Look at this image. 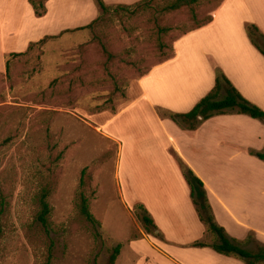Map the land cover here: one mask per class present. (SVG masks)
<instances>
[{
  "label": "rangeland",
  "instance_id": "374dc122",
  "mask_svg": "<svg viewBox=\"0 0 264 264\" xmlns=\"http://www.w3.org/2000/svg\"><path fill=\"white\" fill-rule=\"evenodd\" d=\"M139 1L104 0L112 9L93 27L59 34L98 17L94 0H50L41 17L29 0H0V264H108L118 244L115 264H158L156 249L143 239L171 243L161 230L162 238L145 232L133 213L137 204L149 207L162 226L171 225L174 214L190 226L183 199L173 202L167 192L157 193L172 184L178 196L183 192L161 152L162 135L151 107L162 119H170L167 112L174 111L166 94L179 81L199 79V46L212 48L227 41L222 51L228 56L239 52L235 37L238 31L248 36L247 24L264 35L255 22L242 23L250 16L264 24V0H198L191 7L158 13L157 20L148 10L132 14L114 9ZM169 1L155 0L156 8ZM223 1L213 26L187 38L179 58L140 82L173 54L178 38L207 23ZM156 23L167 32H159ZM45 35L52 36L37 43ZM185 47H191L189 56L183 53ZM207 59L214 75V66L222 70L212 55ZM236 138L242 140L239 134ZM228 162L212 158L208 163L227 175ZM248 162L241 161L246 167L240 173L264 189V161L256 157ZM83 169L89 179L80 188ZM224 180L233 185V178ZM46 186L51 187L47 230L37 220ZM81 190L98 230L78 210ZM159 195L165 202H155ZM263 201L252 207L254 212L241 209L239 218L264 228ZM239 203L248 207L246 201L233 204ZM226 221L235 235L246 231ZM197 241L212 243L214 237L206 232Z\"/></svg>",
  "mask_w": 264,
  "mask_h": 264
},
{
  "label": "crops",
  "instance_id": "0c3cea01",
  "mask_svg": "<svg viewBox=\"0 0 264 264\" xmlns=\"http://www.w3.org/2000/svg\"><path fill=\"white\" fill-rule=\"evenodd\" d=\"M49 1H46V13L48 12ZM224 3L223 1L211 13L212 18L207 23L186 32L178 38L173 45V54L153 66L148 73L140 78V82L142 83V81L151 78L155 70L179 58L182 52L180 50L181 44L190 36L213 26L215 20L218 18L219 8ZM247 21L255 22L264 33V24L256 22L250 16L244 18L242 23ZM238 32L239 34L235 37L234 41L239 49L237 53H231L228 56L223 53L222 47L227 41H222L212 48L210 45L206 48L202 46L198 47L197 55L200 58L201 76L199 79H192L191 82L188 80L179 81V87L174 86L169 90V94H166V96L171 110L179 113L190 111L214 87L215 75L207 59L209 55H212L217 63L220 64L225 76L241 95L264 111V57L252 45L245 32ZM190 48L185 47L183 53L189 56L188 50ZM170 95H172L171 98ZM151 110L153 111L159 132L162 135L161 152L164 154L168 164L172 165L178 184L182 186L181 191L183 192L181 196H178L177 186L172 184V188L168 191H165L161 187L157 193L167 192L169 194L167 199L173 202L175 198H182L184 202L183 210L189 216L188 222L190 226L187 224V221L182 224L180 215H176L175 217V214L174 216H170L173 221L171 225L162 226L156 217L152 215V210L150 211V208L147 207L159 231H162L165 239L171 244L164 245V243H158L156 239L150 236L149 239L145 237L143 240L150 244L147 245L148 247L152 246L156 249L157 253H155V257L159 258L158 264H163L164 261H169L170 264H245L236 257L219 254L210 247L190 246L193 242L204 237V234L208 231L198 218L190 198V189L187 183L188 189H185L184 181H182L183 178L179 171L180 168L175 158H180L202 180L207 190L208 200L215 220L230 236L243 240L249 231H253L258 241L264 244V228L242 221L239 218L241 213H238L241 212V209L244 210L245 208L254 212L257 209H252V207L254 208L257 201L264 200V189L256 187L255 182L249 179L247 174L240 173L239 171L241 168L245 169L246 167L244 164L242 165L241 161L246 160L248 162L249 159L256 158L247 153V149L264 150V124L245 114L230 113L213 116L201 123L193 133H190L179 128L172 120L162 119L157 114L153 104ZM236 134H239L242 140L237 139ZM212 158H218L220 162L226 164L228 160L236 162L235 164H229L228 162L229 166L226 165L231 174L223 175L221 170L215 172L211 169V164L208 162ZM248 165L250 167L251 164L249 163ZM252 165L255 167V163H252ZM258 167L260 166L258 165ZM222 177L233 178V185L229 184L226 180L221 182ZM215 181H220L221 184ZM241 193H246L244 194V198L239 197ZM256 194H262V197H257ZM164 198L159 195L158 200H155V202H165L162 201ZM234 201H246L248 207L244 203L233 204ZM226 219H230L231 222L234 221L246 231L238 236L235 235L233 232H230V223ZM244 233L245 235H243ZM147 249L145 248V250Z\"/></svg>",
  "mask_w": 264,
  "mask_h": 264
},
{
  "label": "trees",
  "instance_id": "16d2710c",
  "mask_svg": "<svg viewBox=\"0 0 264 264\" xmlns=\"http://www.w3.org/2000/svg\"><path fill=\"white\" fill-rule=\"evenodd\" d=\"M46 1L47 0H29L36 16L41 17L46 13ZM94 2L98 6L101 13L98 17L94 18L84 26L74 29H64L60 31L59 34L78 29L91 28L97 22H99L101 15L112 9L104 2V0H94ZM197 2L198 0H171L163 6L156 8L155 0H141L132 5L119 4L114 7V9L127 10L132 14L138 13L142 10H148L152 13L154 20H157V17L154 15L158 13L163 14L179 10L183 7H191ZM156 26L158 27L159 32H167V28L161 26L160 23H156ZM199 27L200 26L196 28ZM246 32L252 44L264 55V35L254 24H247ZM49 36L52 35H45L42 39L37 41V43L43 42ZM30 46L31 45H29V47ZM214 71L215 84L208 94L202 97L190 111L184 113L168 111L167 116L181 129L190 133H193L203 121L213 116L222 114H245L264 123V111L243 97L217 65L214 66ZM246 152L264 161V151L247 149ZM176 159L180 171L182 172V175L190 189V198L197 215L200 221L205 224L207 231L214 237V241L212 243L195 241L193 242L192 246L210 247L219 254L236 257L242 260L245 264H264V244L259 242L253 236L252 232L249 233L243 240H238L230 236L226 230L215 220L211 205L208 200L207 190L202 180L198 178L180 158ZM86 178L89 179V175L87 176L86 170L83 169L81 171L79 183L80 188L85 187L86 180H88ZM50 193L51 187L46 186L42 189L40 193V211L37 214V220L44 228H46V230L48 229V217L51 212V207L48 202ZM79 196L80 199L79 203L77 204L79 212L87 221L91 223L94 228H96V230H98L99 223L91 213L88 200L86 199V196L82 190L80 191ZM133 213L147 234L162 238V233L159 231L151 215L143 205L137 204L133 209ZM96 232L97 236H100L98 231ZM253 244L254 247L252 246ZM119 251L120 245L118 244L112 249L108 264H115V260L119 254Z\"/></svg>",
  "mask_w": 264,
  "mask_h": 264
}]
</instances>
